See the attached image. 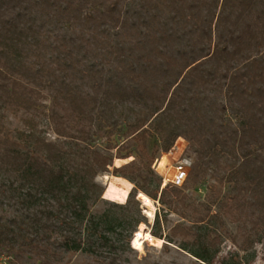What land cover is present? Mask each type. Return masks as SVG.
Here are the masks:
<instances>
[{"label": "trees", "instance_id": "obj_1", "mask_svg": "<svg viewBox=\"0 0 264 264\" xmlns=\"http://www.w3.org/2000/svg\"><path fill=\"white\" fill-rule=\"evenodd\" d=\"M91 1L0 0V255L64 264L83 252L94 264H118L117 242L142 221L139 191L185 216L179 205L191 204L184 191L205 181L208 192L226 194L227 215L264 233V0L246 3L242 27L198 57L190 43L195 26L183 27L184 8L174 0H165L172 11L161 26L140 16L114 41L98 38L94 27L75 28L82 17L92 23L91 12L82 14ZM83 86L91 92L83 94ZM45 87L102 131L104 149L76 144L83 160L74 163L58 143L36 135L32 118L25 128L9 125L7 111L31 110ZM118 131L124 138L112 142ZM180 137L187 141L183 154L192 157L187 177L182 186L159 189L152 164ZM116 158L130 159L115 166ZM98 172L133 182L124 203L105 200L123 216L90 210L104 191L94 181ZM127 224L130 233L123 234ZM194 233L179 221L168 235ZM245 236L242 250L253 243ZM210 241L215 247L220 239Z\"/></svg>", "mask_w": 264, "mask_h": 264}, {"label": "rangeland", "instance_id": "obj_2", "mask_svg": "<svg viewBox=\"0 0 264 264\" xmlns=\"http://www.w3.org/2000/svg\"><path fill=\"white\" fill-rule=\"evenodd\" d=\"M172 1V0H170ZM250 0H174L176 4L183 6L185 12V21L183 27L195 26L190 33V43L194 49V55L200 56L211 53L215 45L227 41L230 29L242 27L245 16L240 19L238 14ZM114 6V9H109ZM172 10L167 7L165 0H92L83 7L82 14L86 12L92 14V23L89 25L84 17L78 23L74 24L76 29L89 33L91 27L95 29L98 38L114 41L118 37L116 32L128 34L134 24H139V17L143 20H156L159 26L162 20L167 17ZM153 12L156 16H153ZM194 14V15H192ZM246 17L249 14H245ZM253 16V15H252ZM248 19V18H246ZM132 27L129 28V25ZM142 25H145L142 23ZM248 37V36H247ZM83 94L91 92L87 86L82 87ZM50 114L56 115V120L51 119ZM7 121L11 127L25 128L24 119L32 118L35 125V133L39 138L46 141L58 143L63 148V152L70 154L74 163L82 162L83 157L79 156L81 152L80 145L92 144L97 148L104 149L109 142L102 131L96 129L95 124L86 118H76L68 103H62L55 98V91L52 88L45 87L41 89V96L37 105L31 110L7 111ZM61 124L57 125V122ZM56 128L62 130L64 135L58 134ZM82 129L89 133H82ZM124 138L123 132L118 131L111 136V141L116 142ZM180 144H187V141L180 137L168 152L157 154V158L152 164L153 180H160V188L169 184L168 179L173 171L168 162L169 171L164 173L158 167V161L162 156L169 152H176ZM89 142V143H88ZM151 149V146L149 147ZM114 150H112L113 152ZM178 153L175 154L177 156ZM179 157H188L192 162V157L181 153ZM130 158H127L126 162ZM113 160V164H114ZM72 164V163H71ZM123 164V163H122ZM111 170V167H109ZM85 174V173H83ZM105 175H111L110 172H98L94 176V181L105 187ZM210 181V180H209ZM137 182L142 184L138 179ZM133 183V182H132ZM207 181L186 189L187 201L190 207L182 209L179 205V212H185L182 216L178 212H173L167 206L160 204L156 199H152L154 209L153 216L145 212V207L139 200V205L135 207L140 210V215L147 231L152 235V241H143L142 249H136L132 246L131 238L138 230L139 224L129 238L120 237L117 242L120 246L117 252L118 264H264V233L258 230L254 233L251 229V223L243 219L234 220L225 212V202L228 199L218 195L216 192H208ZM153 183H146L145 186L152 188ZM228 185L220 188L221 193L227 191ZM137 198V197H136ZM108 200L101 194L98 198L94 197L90 203V210L98 214L107 213L110 217L123 216V211L111 208ZM110 202L118 203L112 200ZM157 215L158 224L154 223ZM133 216H138V211L134 210ZM221 219V220H220ZM184 222L193 226L195 233L189 237L177 236L169 237V230L176 222ZM123 234L130 233V226L127 224L121 228ZM155 233L156 235H154ZM250 236L253 240L252 246L247 250H242L240 244ZM210 236H218L220 242L214 247L210 241ZM117 245V244H116ZM117 245V246H118ZM111 248V247H110ZM107 250V249H106ZM193 252H199L210 258L205 262L193 255ZM0 264H33L26 259L15 260L6 254L0 255ZM64 264H94L92 259L83 252H76L68 263Z\"/></svg>", "mask_w": 264, "mask_h": 264}, {"label": "bare ground", "instance_id": "obj_3", "mask_svg": "<svg viewBox=\"0 0 264 264\" xmlns=\"http://www.w3.org/2000/svg\"><path fill=\"white\" fill-rule=\"evenodd\" d=\"M179 142L181 141H178L177 146H180L179 148H181L182 145ZM122 160H127V159H122ZM158 165L161 168V170L167 174L169 169L165 156L160 158V160L158 161ZM104 178H105V187L102 193L103 197L118 203H124L127 199L130 189L133 186V185L131 186V181L117 175H105ZM136 197L142 202V205L146 208L145 212L149 216H153L154 205L152 199L141 191L137 193ZM150 236L152 235L147 231L144 223H140L138 230L131 238L132 246L136 249H142L143 241L147 238L149 239Z\"/></svg>", "mask_w": 264, "mask_h": 264}, {"label": "built area", "instance_id": "obj_4", "mask_svg": "<svg viewBox=\"0 0 264 264\" xmlns=\"http://www.w3.org/2000/svg\"><path fill=\"white\" fill-rule=\"evenodd\" d=\"M190 165L191 160L188 157H178L172 165L173 171L171 176L167 179L168 183L172 184L173 186H182L187 177ZM145 240L152 241V236Z\"/></svg>", "mask_w": 264, "mask_h": 264}, {"label": "crops", "instance_id": "obj_5", "mask_svg": "<svg viewBox=\"0 0 264 264\" xmlns=\"http://www.w3.org/2000/svg\"><path fill=\"white\" fill-rule=\"evenodd\" d=\"M181 148H179L180 146H178L177 148V151L176 152H169V153H166L164 156L166 157V161H167V165L169 164L168 162L172 161L174 163V161L181 155V153L183 152L184 148H185V144H181ZM177 154V156H175V154ZM163 157V156H162ZM114 165L115 166H119L121 165L122 163H125L126 160H122V159H114ZM170 160V161H169ZM172 166V165H171ZM159 167V165H158ZM133 185V183L131 182V186ZM130 186V187H131ZM130 189V188H129Z\"/></svg>", "mask_w": 264, "mask_h": 264}]
</instances>
